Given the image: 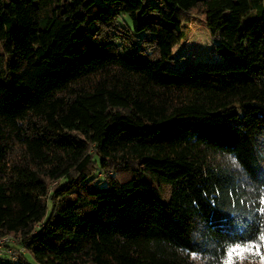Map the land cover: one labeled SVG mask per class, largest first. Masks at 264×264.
I'll use <instances>...</instances> for the list:
<instances>
[{
  "label": "trees",
  "instance_id": "trees-1",
  "mask_svg": "<svg viewBox=\"0 0 264 264\" xmlns=\"http://www.w3.org/2000/svg\"><path fill=\"white\" fill-rule=\"evenodd\" d=\"M196 17L221 59L176 71ZM8 234L0 264H264V0H0Z\"/></svg>",
  "mask_w": 264,
  "mask_h": 264
},
{
  "label": "rangeland",
  "instance_id": "rangeland-1",
  "mask_svg": "<svg viewBox=\"0 0 264 264\" xmlns=\"http://www.w3.org/2000/svg\"><path fill=\"white\" fill-rule=\"evenodd\" d=\"M255 18L254 11L246 15L241 20V27H246ZM185 25L188 26L187 37L181 39L173 47L171 57L167 61L170 68L182 71L198 61H218L221 59V55L215 50L214 46L216 38L210 35L204 19L196 17L185 22ZM26 257L31 264H38L28 253H26Z\"/></svg>",
  "mask_w": 264,
  "mask_h": 264
},
{
  "label": "snow or ice",
  "instance_id": "snow-or-ice-1",
  "mask_svg": "<svg viewBox=\"0 0 264 264\" xmlns=\"http://www.w3.org/2000/svg\"><path fill=\"white\" fill-rule=\"evenodd\" d=\"M260 241L262 244H264V234H261ZM253 246L252 245H241L236 244L231 246L228 249V259L226 261V264H235L234 258L241 257L243 253L252 251ZM256 251H260V245H256Z\"/></svg>",
  "mask_w": 264,
  "mask_h": 264
},
{
  "label": "built area",
  "instance_id": "built-area-1",
  "mask_svg": "<svg viewBox=\"0 0 264 264\" xmlns=\"http://www.w3.org/2000/svg\"><path fill=\"white\" fill-rule=\"evenodd\" d=\"M13 243V238L9 234L0 236V255L7 254L10 258H15V250L10 247ZM20 251H23V249L20 248Z\"/></svg>",
  "mask_w": 264,
  "mask_h": 264
}]
</instances>
